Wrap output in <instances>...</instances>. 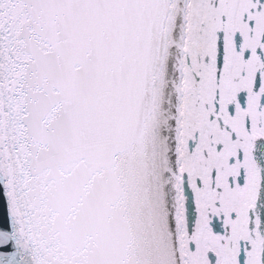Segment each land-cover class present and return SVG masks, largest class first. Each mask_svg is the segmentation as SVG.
I'll list each match as a JSON object with an SVG mask.
<instances>
[{
  "label": "snow or ice",
  "instance_id": "1",
  "mask_svg": "<svg viewBox=\"0 0 264 264\" xmlns=\"http://www.w3.org/2000/svg\"><path fill=\"white\" fill-rule=\"evenodd\" d=\"M0 264H264V0H0Z\"/></svg>",
  "mask_w": 264,
  "mask_h": 264
}]
</instances>
